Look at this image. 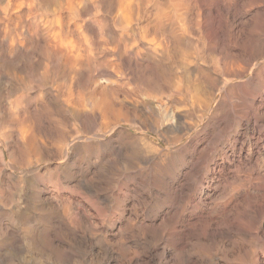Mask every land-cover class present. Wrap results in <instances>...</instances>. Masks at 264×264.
<instances>
[{"label":"rangeland","instance_id":"rangeland-1","mask_svg":"<svg viewBox=\"0 0 264 264\" xmlns=\"http://www.w3.org/2000/svg\"><path fill=\"white\" fill-rule=\"evenodd\" d=\"M35 1L21 0L22 5L19 0H0V264H177L174 220L160 223V219L177 210L180 189H171L170 179L187 160L191 164L180 185L195 198L215 186V167L223 164L228 168L223 174L232 179L216 196L221 202L237 196L234 219L238 225L229 238L228 221L217 214L226 231L210 233L204 243H192L191 263L181 258L178 263L256 264L258 259L264 264V235L256 234L264 199L256 200L244 190L246 181L264 176V155L254 158L258 164L252 161L250 166H240L230 148L237 139L236 149L244 144L246 156L255 139L264 144V0H245L242 11L248 22L235 30L231 20L216 12L223 0ZM245 5H252L251 9ZM188 7L196 11L190 9L189 14ZM154 12L158 21L171 14L156 22ZM118 18L125 20L122 27ZM208 124L215 126L214 135L193 152ZM140 193L148 198L144 204ZM214 197L212 201L218 199ZM166 205L171 210L161 212ZM203 208L201 214L212 213V207ZM156 215L158 224L151 228ZM136 219L144 220L145 225L137 224ZM120 225L125 231L122 235L117 234ZM164 232L168 237L161 239Z\"/></svg>","mask_w":264,"mask_h":264},{"label":"bare ground","instance_id":"bare-ground-1","mask_svg":"<svg viewBox=\"0 0 264 264\" xmlns=\"http://www.w3.org/2000/svg\"><path fill=\"white\" fill-rule=\"evenodd\" d=\"M18 1V0H17ZM21 0H19V2H20ZM32 1V0H31ZM35 1V0H34ZM57 1V0H56ZM62 1V0H61ZM66 1V0H65ZM71 1V0H70ZM74 1V0H73ZM120 0H118V2H119ZM124 1V0H123ZM122 1V2H123ZM145 1H147V0H145ZM154 1V0H153ZM164 1V0H163ZM173 1H176V0H173ZM179 1V0H178ZM183 2L185 1V0H182ZM198 1V0H197ZM205 1V0H204ZM212 0H210L209 1V3L211 2ZM215 1H217V0H215ZM247 1H249V0H247ZM246 1V2H247ZM261 1H263V0H260V3H262ZM36 2V1H35ZM58 2H59V0H58ZM58 2H56V4L58 3ZM107 2H108V0H107ZM110 2H112V1H110ZM115 2V1H114ZM113 2V3H114ZM118 2H115V4H119L120 5V3H118ZM121 2V1H120ZM121 2V3H122ZM144 2V1H143ZM157 2H158V0H157ZM159 2H161V1H159ZM166 2V0L164 1V3ZM167 2H169V0L167 1ZM177 2V1H176ZM180 2V1H179ZM178 2V3H179ZM190 2H192V0L190 1ZM189 2V3H190ZM199 2V1H198ZM214 1H212V3H213ZM217 2H220V0L219 1H217ZM251 2V1H250ZM249 2V3H250ZM13 3V2H12ZM16 3V2H15ZM21 3V2H20ZM28 3V2H27ZM65 3V2H64ZM68 3H69V0H68ZM101 3V2H100ZM126 3V2H125ZM130 3V2H129ZM147 3H148V1H147ZM150 3H152V2H150ZM170 3H171V1H170ZM185 3H187L186 1H185ZM193 3H195V2H193ZM197 3V2H196ZM202 3V2H201ZM207 3H208V1H207ZM211 3V4H212ZM216 3V2H215ZM244 3H245V0H223V5H222V7L220 8V9H217L216 10V12H219L220 13V16L221 17H224V18H226L227 20H231L232 22H233V29L235 30V29H237V27L239 26H241L242 24H244V21L247 19V13L245 12V11H242V8L244 7L243 5H244ZM255 3H256V1H255ZM255 3H253V4H255ZM10 4V3H9ZM22 4V3H21ZM20 4V5H21ZM103 4V3H102ZM115 4H113V8H114V5ZM124 4V3H123ZM133 4H135V2L133 3ZM137 4V3H136ZM140 4V3H139ZM160 4V3H159ZM162 4V3H161ZM174 4V3H173ZM172 4V5H173ZM177 4V3H176ZM175 4V5H176ZM210 4V5H211ZM221 4V3H220ZM246 4H248V3H246ZM257 4H258V2H257ZM16 5V4H15ZM23 5V4H22ZM27 5V4H26ZM58 5V4H57ZM66 5V4H65ZM70 5H72L71 3H70ZM111 5H112V3H110V5H108V6H110L111 7ZM131 5H132V2H131ZM151 4H149V5H147V6H150ZM164 5V4H163ZM171 5V6H172ZM184 5V4H183ZM187 5V4H186ZM192 5H196V4H192ZM202 5V7H203V5H204V8L203 9H205V7H206V4H201ZM201 5L198 3V5H197V9L199 8L198 6H200V8H202L201 7ZM213 5V4H212ZM211 5V6H212ZM215 5H217V4H215ZM249 5V4H248ZM248 5H245V6H248ZM261 5V4H260ZM9 6V5H8ZM14 6V5H13ZM60 6V5H59ZM134 5H132L131 7H133ZM139 6H141V5H139ZM144 6V5H143ZM146 6V5H145ZM146 6V7H147ZM154 6V5H153ZM161 6V5H160ZM174 6V5H173ZM178 6V5H177ZM185 6V5H184ZM188 6V5H187ZM219 6V5H218ZM250 6H252V5H250ZM250 6H248L249 8H250ZM259 6V5H258ZM262 6H264L263 4H262ZM109 7V8H110ZM129 7V6H128ZM156 7V6H155ZM178 7H181L182 9H180V10H184V8L182 7V5H179ZM189 7H191L190 5H189ZM189 7H188V9H189ZM195 8H196V6H194ZM213 7V6H212ZM215 7V6H214ZM217 7V6H216ZM255 7H257L256 6V4H255ZM99 8V7H98ZM115 8H116V5H115ZM121 8H122V6H121ZM125 8V7H124ZM133 8H136V7H133ZM139 8H141V7H139ZM149 8V7H148ZM147 8V9H148ZM167 8V7H166ZM193 8V7H192ZM249 8H247V11H248V9ZM264 8V7H263ZM261 9L262 11L264 10V9ZM10 9V8H9ZM12 9H15L14 7L12 8ZM119 9V8H118ZM128 9V8H127ZM126 9V10H127ZM132 9V8H131ZM130 9V10H131ZM164 9V8H163ZM174 9V8H173ZM185 9H187V7L185 8ZM191 9V8H190ZM190 9L188 10V13L189 14H192V13H190L189 11H190ZM208 9V8H207ZM244 9V8H243ZM251 9V8H250ZM249 9V10H250ZM256 9V8H255ZM21 10V9H20ZM97 10V9H96ZM117 10V9H116ZM121 10V9H120ZM125 10V9H124ZM130 10H129V12H130ZM133 10V9H132ZM137 10V9H136ZM144 10V9H143ZM159 10V9H158ZM176 10H178V9H176ZM191 10H195L194 8L193 9H191ZM201 10V9H200ZM199 9H198V11H200ZM12 11V10H11ZM58 11V10H57ZM134 11V10H133ZM160 11L162 12V10H161V8H160ZM170 11V10H169ZM179 11V10H178ZM196 11V10H195ZM0 12H2V11H0ZM15 12H17V10L15 11ZM19 12V11H18ZM128 12V11H127ZM176 12V11H175ZM174 12V13H175ZM192 12V11H191ZM202 12V11H201ZM250 12H251V10H250ZM255 12V11H254ZM3 13H5V12H3ZM119 13V12H118ZM133 13V12H132ZM136 13V12H135ZM153 13V12H152ZM166 13H168V12H166ZM185 13H186V11H185ZM194 13V12H193ZM207 13V12H206ZM209 13H211L210 12V10H209ZM264 13V12H263ZM2 14V13H1ZM120 14V13H119ZM148 14V13H147ZM162 14V13H161ZM160 14V15H161ZM169 14V13H168ZM168 14H166V16L164 15V13H163V15H164V18L165 17H167V15ZM171 14V13H170ZM169 14V15H170ZM176 14V13H175ZM254 14V13H253ZM6 15H7V11H6ZM81 15V14H80ZM132 15V14H131ZM146 15V14H145ZM158 15V14H157ZM182 15H184V14H182ZM186 15H187V13H186ZM196 13H195V17H196ZM212 15V14H211ZM250 15V14H249ZM255 15H256V13H255ZM49 16V15H48ZM118 16H121V15H118ZM133 16H134V14H133ZM154 16L155 17H157L156 15H155V12H154ZM173 16V15H172ZM177 16H179V14L177 15ZM177 16H176V19H178L177 18ZM204 16V15H203ZM207 16H210V15H207ZM213 16V15H212ZM252 16V15H251ZM258 16V15H257ZM257 16H255V17H257ZM184 17H188V16H184ZM189 17H190V15H189ZM191 17H192V15H191ZM190 17V18H191ZM197 17H201L200 16V14H199V16H197ZM214 17H215V14H214ZM213 17V18H214ZM221 17H220V19H221ZM254 17V16H253ZM254 17V18H255ZM47 18V17H46ZM121 18V17H120ZM120 18H118V20L120 19ZM125 18H126V16H125ZM124 18V19H125ZM131 18H133V17H131ZM135 18V17H134ZM158 18L159 17H157V21L156 22H161V21H163L164 20V18L162 19V17H161V21H158ZM168 18V17H167ZM182 18H183V16H182ZM181 18V19H182ZM211 19H212V17H210ZM218 18H219V16H218ZM250 18V17H249ZM50 19H51V17H50ZM55 19V18H54ZM122 19V18H121ZM170 19V18H169ZM169 19H167L168 21H169ZM172 19H174V18H172ZM175 19V20H176ZM188 19V18H187ZM186 19V20H187ZM193 19V18H192ZM201 19V18H200ZM202 19H203V17H202ZM217 19V18H216ZM257 19H260L259 18V16L257 17ZM256 19V20H257ZM264 19V16L262 17V20ZM7 20V19H6ZM57 20H59L58 18H57ZM57 20L55 19L54 21L55 22H57ZM127 20V19H126ZM132 20V19H131ZM134 20H136V19H134ZM171 20V19H170ZM179 20H180V17H179ZM190 20V19H189ZM189 20H187V21H189ZM198 20V19H197ZM205 20H207V18L205 19ZM209 20V19H208ZM217 20H219V19H217ZM253 20V19H252ZM255 20V23L257 22ZM42 21H43V19H42ZM53 20H51V22H52ZM123 21H125V20H121V22H120V20L118 21V22H120L121 24H120V26L121 25H123L122 24V22ZM155 21V20H154ZM182 21V20H181ZM193 21V20H192ZM194 21H196V19L194 20ZM215 21V20H214ZM226 21V20H225ZM260 21H261V19H260ZM44 22H46V21H44ZM48 22H49V20H48ZM117 22V23H118ZM134 22V21H133ZM132 22V23H133ZM136 22H137V20H136ZM167 22V21H166ZM171 22H173L172 20H171ZM176 22H177V20H176ZM183 22V21H182ZM181 22V23H182ZM184 22H186L185 20H184ZM203 22V21H202ZM212 22V21H211ZM217 22V21H216ZM219 22H221V21H219ZM246 22H248L247 20H246ZM60 23V22H59ZM58 23V24H59ZM125 23H127V22H125ZM153 23V22H152ZM199 23V22H198ZM201 23V22H200ZM200 23H199V25H200ZM208 23V22H207ZM263 23H264V21H263ZM262 23V24H263ZM85 24V23H84ZM83 24V25H84ZM149 24V23H148ZM156 24V23H155ZM154 24V25H155ZM161 23H159L158 25H160ZM163 24V23H162ZM168 24H170V22H168ZM180 24V23H179ZM218 24H222V23H218ZM225 25H226V29H228L227 28V23H224ZM229 24V23H228ZM250 24H251V22H250ZM249 24V25H250ZM41 25H43V24H41ZM50 25H52V23L50 24ZM56 25V24H55ZM60 25V24H59ZM131 25V24H130ZM136 25H137V23H136ZM154 25H152L153 26V28L155 27ZM165 25H166V23H165ZM175 25H176V23H175ZM208 25V24H207ZM209 25H210V22H209ZM213 25V24H212ZM211 25V26H212ZM224 25V26H225ZM46 26V25H45ZM45 26H44V28H45ZM48 26V25H47ZM146 26H147V24H146ZM151 26V25H150ZM168 26V25H167ZM174 26V25H173ZM177 26V25H176ZM175 26V27H176ZM197 26V25H196ZM195 26V28H197ZM214 26V25H213ZM243 26V25H242ZM257 26H258V22H257ZM261 26V25H260ZM53 27H55L54 25H53ZM56 27H58V26H56ZM69 27V26H68ZM122 27V26H121ZM161 27V26H160ZM163 27V26H162ZM169 27V26H168ZM172 27V26H171ZM174 27V28H175ZM181 27V26H180ZM183 27V26H182ZM189 27V26H188ZM217 27V26H216ZM223 27V26H222ZM229 27V26H228ZM230 27H232V26H230ZM230 27H229V29H230ZM253 27V26H252ZM49 28H51V27H49ZM60 28V27H59ZM64 28V26L62 27V30H64L63 29ZM138 28V27H137ZM136 28V29H137ZM142 28V27H141ZM148 28H150V27H148L147 26V28L146 29H148ZM159 28V27H158ZM177 28V27H176ZM175 28V29H176ZM194 27L192 28V29H195ZM260 28V30H262L261 29V27H259ZM263 29H264V27H262ZM127 29V28H126ZM132 29V28H131ZM143 29V28H142ZM142 29H140V30H142ZM144 29H145V26H144ZM161 29V28H160ZM182 29H184V28H182ZM203 29V28H202ZM201 29V30H202ZM214 29V28H213ZM217 30L219 29V28H216ZM216 29L214 30V31H216ZM239 29V28H238ZM244 29V28H243ZM66 30V29H65ZM121 30H122V28H121ZM155 30H156V27H155ZM170 30H171V28H170ZM177 30H179V29H177ZM203 30H206V29H203ZM202 30V31H203ZM211 30V29H210ZM210 30H208V31H206V33L207 32H209ZM220 30H223V29H221L220 28ZM246 30H248V29H246ZM245 30V31H246ZM259 30V31H260ZM143 31V30H142ZM145 31H147V30H145ZM149 31V30H148ZM159 31V30H158ZM174 31H176V30H174ZM183 31V30H182ZM189 31H190V29H189ZM200 31V30H199ZM229 31V30H228ZM231 31V30H230ZM242 31V30H241ZM263 31V30H262ZM53 32V31H52ZM70 32V31H69ZM141 32V31H140ZM152 32H153V29H152ZM151 32V34L152 35H155V33L157 34V31L153 34ZM172 32V31H171ZM184 33L186 32V31H183ZM191 32H193L192 30L190 31V33ZM195 32H196V30H195ZM195 32H193L192 34H194ZM198 32V31H197ZM218 32H220V31H218ZM223 32V31H222ZM232 32V31H231ZM46 33L47 32H45V35H46ZM65 33V32H64ZM142 33H144V32H142ZM141 33V34H142ZM146 33V32H145ZM145 33H144V35H145ZM159 33V32H158ZM179 33H181V31L179 32ZM203 33H205V31L203 32ZM211 33H212V31H211ZM216 33V32H215ZM224 33V32H223ZM225 33H227V32H225ZM224 33V34H225ZM236 33V32H235ZM252 33V32H251ZM256 33V32H255ZM50 34V33H49ZM150 34V33H149ZM176 34V33H175ZM175 34H173V35H175ZM183 34V33H182ZM192 34H191V36H192ZM210 34V33H209ZM212 34H214V33H212ZM231 34V33H230ZM229 33H228V35H230ZM245 34V33H244ZM257 34H259L258 33V31H257ZM51 35H52V33H51ZM64 35V34H63ZM166 35V34H165ZM169 35H170V33H169ZM172 35V34H171ZM189 35V34H188ZM200 35V34H199ZM226 35V34H225ZM243 35V34H242ZM242 35H241V38H242ZM251 35V34H250ZM155 36H157V37H160V36H158V35H155ZM168 36V35H167ZM176 36V38H177V36L178 35H175ZM184 36V35H183ZM185 36H187V35H185ZM204 36V35H203ZM206 36V35H205ZM210 36V39H212L211 38V34L209 35ZM213 36V35H212ZM230 36H233V34L232 35H230ZM238 36V35H237ZM237 36H235L234 35V37H236L237 38ZM240 36V35H239ZM252 36H253V34H252ZM259 36H260V34H259ZM52 37V36H51ZM50 37V38H51ZM141 37V36H140ZM145 37H146V35H145ZM157 37H156V39H157ZM171 37V36H170ZM169 37V38H170ZM215 37H217L216 36V34H215ZM227 37V36H226ZM263 37V36H262ZM142 38H144V37H142ZM153 38V37H152ZM155 38V37H154ZM164 37H162L161 39H163ZM181 38V37H180ZM179 38V39H180ZM192 38V37H191ZM190 38V39H191ZM198 38V37H197ZM200 36H199V41H200ZM208 38V37H207ZM228 38V37H227ZM240 38V40H242ZM253 38V37H252ZM45 39H46V37H45ZM148 38H146L145 39V41L147 40ZM149 39H150V37H149ZM148 39V40H149ZM182 39V38H181ZM194 39V38H193ZM209 39V38H208ZM207 39V40H208ZM210 39H209V42H210ZM213 39H214V37H213ZM215 39H217V38H215ZM228 39H230V38H228ZM52 40V39H51ZM158 40V39H157ZM156 40V41H157ZM165 40V39H164ZM163 40V41H164ZM177 40V39H176ZM184 40H185V38H184ZM189 40V39H188ZM205 40H206V38H205ZM231 40V39H230ZM239 40V41H240ZM247 40V39H246ZM54 41H56V39L54 40ZM60 41V40H59ZM140 41H142V40H140ZM154 41H155V39H154ZM154 41H152V43L154 42ZM155 41V42H156ZM167 41H169V40H167ZM167 41H166V43H167ZM174 41V40H173ZM180 41V40H179ZM215 41V40H214ZM225 41H226V39H225ZM235 41V40H234ZM233 41V42H234ZM237 41V40H236ZM250 41V40H249ZM249 41H248V44H249ZM50 42V41H49ZM158 42V41H157ZM162 42V41H161ZM161 42H160V45H161ZM165 42V41H164ZM170 42V41H169ZM195 42H196V40H195ZM194 42V43H195ZM213 42V41H212ZM216 42H218L217 40L215 41V44H216ZM228 42V41H227ZM227 42H224V43H227ZM238 42V41H237ZM47 43H48V40H47ZM140 43H143V42H140ZM176 43V42H175ZM184 43V42H183ZM199 43V42H198ZM202 43L204 44V42L202 41ZM211 43V42H210ZM240 43V42H239ZM260 43V42H259ZM263 43V42H262ZM54 44V43H53ZM156 44V43H155ZM172 44V43H171ZM178 44V43H177ZM181 44V43H180ZM192 44V43H191ZM190 44V45H191ZM202 44V45H203ZM219 44V43H218ZM235 44H237V43H235ZM247 43H245L244 45H246ZM50 45V47H51V44H49ZM48 45V46H49ZM151 45V44H150ZM157 45H158V43H157ZM173 45V44H172ZM228 45V44H227ZM229 45H230V42H229ZM228 45V46H229ZM233 45H234V43H233ZM233 45H231L233 48H234V46ZM263 46H264V44H262ZM54 46V45H53ZM52 46V47H53ZM146 46V45H145ZM180 46V45H179ZM194 47L196 46L195 44L193 45ZM199 46H200V44H199ZM230 46V47H231ZM236 46V45H235ZM240 46V45H239ZM238 46V47H239ZM249 46H250V44H249ZM248 46V47H249ZM161 47H162V45H161ZM161 47L159 48V49H161ZM182 47H184V46H182ZM181 47V48H182ZM237 46H236V48H238ZM257 47V46H256ZM49 48V47H48ZM196 48H198L197 46H196ZM194 49V48H192L191 47V49H194V50H196L197 51V49ZM227 48V47H226ZM245 48V47H244ZM244 48H242L243 50H245ZM53 49H54V47H53ZM165 49H167V48H165ZM175 49V48H174ZM183 49H185V47L183 48ZM203 49H204V47H203ZM251 49H252V47H251ZM255 49H257V48H255ZM55 50V49H54ZM131 50V49H130ZM147 50V49H146ZM158 50V49H157ZM164 50V49H163ZM169 51H170V49H168ZM168 50L167 51H164L165 53L166 52H168ZM178 50H181L179 47H178ZM177 50V51H178ZM198 50H199V48H198ZM231 50V49H230ZM63 51V50H62ZM132 51V50H131ZM141 51V50H140ZM152 51V50H151ZM160 51V50H159ZM176 51V52H177ZM200 51V50H199ZM202 51V50H201ZM204 51V50H203ZM202 51V52H203ZM228 51H229V48H228ZM249 51V50H248ZM252 51V50H251ZM255 51V50H254ZM153 52V51H152ZM164 52H163V54H164ZM182 51H180V53H181ZM186 52V51H185ZM198 52V51H197ZM130 53V52H129ZM140 53V52H139ZM154 53V52H153ZM160 53V52H159ZM162 53V52H161ZM183 53H184V50H183ZM236 53V52H235ZM234 53V54H235ZM136 54H137V52H136ZM147 54V53H146ZM169 54H172V53H170L169 52ZM184 54H186V53H184ZM199 54V53H198ZM200 54H201V52H200ZM199 54V55H200ZM226 54V53H225ZM224 54V55H225ZM231 54V53H230ZM233 54V53H232ZM234 54H233V56H234ZM168 55V54H167ZM202 55H203V53H202ZM245 55V54H244ZM247 56L249 55V54H246ZM152 55L150 54V57H151ZM158 56V55H157ZM164 56V55H163ZM170 56V55H169ZM169 56H168V58H169ZM184 56H186V55H184ZM142 57V56H141ZM159 57V56H158ZM161 57V56H160ZM202 57V56H201ZM228 57H230V56H228ZM250 57V56H249ZM85 58H87V57H85ZM137 58V57H136ZM173 58V57H172ZM187 58V57H186ZM188 58H189V55H188ZM230 58H232V57H230ZM163 59V58H162ZM171 59V58H170ZM229 59V58H228ZM236 59H237V57H236ZM247 59H248V57H247ZM86 60V59H85ZM88 60H90V59H88ZM151 60V59H150ZM155 60V59H154ZM153 60V61H154ZM225 60H227V58L225 59ZM232 60V59H231ZM147 61V60H146ZM157 61H159V60H157ZM221 61H223V58H222V60ZM230 61V60H229ZM246 61H248V60H246ZM90 63H91V61H89ZM217 62V61H216ZM226 62H228V61H226ZM93 63V62H92ZM130 63V62H129ZM154 63V62H153ZM157 63H159V62H157ZM238 63H240V62H237V64ZM247 63V62H246ZM250 63H251V61H250ZM253 63V62H252ZM136 64H138V63H136ZM156 64V63H155ZM197 65H198V63H196ZM216 64V63H215ZM229 65H231L232 64V62H231V64L230 63H228ZM234 64V63H233ZM233 64H232V67H233ZM143 65V64H142ZM201 65V64H200ZM225 65V64H224ZM240 65H241V63H240ZM88 66V65H87ZM146 66V65H145ZM199 66V65H198ZM237 66V65H236ZM242 66V65H241ZM247 66V65H246ZM249 66V65H248ZM216 67V66H215ZM225 67V66H224ZM227 67V66H226ZM235 67V66H234ZM233 67V68H234ZM148 68H149V66H148ZM148 68H147V70H148ZM157 68V67H156ZM236 68V67H235ZM239 68H240V66H239ZM142 69H144V68H142ZM218 69V68H217ZM146 70V71H147ZM157 70V69H156ZM145 71V70H144ZM218 71H220V70H218ZM227 72H229V71H227ZM227 72H226V75H227ZM231 72V71H230ZM250 72V71H249ZM249 72H247V73H249ZM239 73V72H238ZM241 73V72H240ZM240 73H239V76H241L240 75ZM243 73H245V72H243ZM251 73H252V71H251ZM146 74V73H145ZM224 74V73H223ZM230 74V73H229ZM232 74V73H231ZM253 74H255V73H253ZM222 75V74H221ZM236 75H238V74H236ZM243 75V74H242ZM149 75L147 74V77H148ZM230 76V75H229ZM232 76H233V74H232ZM250 76V75H249ZM228 77V76H227ZM239 78V77H238ZM252 78V77H251ZM241 79V78H240ZM242 80V79H241ZM250 80V79H249ZM247 82V81H246ZM239 83V82H238ZM249 83V82H248ZM241 85V84H240ZM251 85V84H250ZM228 86V85H227ZM230 86V85H229ZM229 89V88H228ZM227 90V89H226ZM228 92V95H229V91H226V93ZM224 93V92H223ZM213 96V95H212ZM200 99V98H199ZM212 99V98H211ZM201 100H203L202 98L200 99V103H201ZM253 100V99H252ZM256 100V99H255ZM230 101V100H229ZM196 104L198 103V102H196V101H194ZM204 102V101H203ZM194 103V104H195ZM200 103H198V104H200ZM251 104H253V103H251ZM201 105H202V103H201ZM200 105V106H201ZM199 106V105H198ZM203 106V105H202ZM258 106H260V104L258 105ZM258 106H256V107H258ZM263 107V106H262ZM255 108V107H254ZM256 109V108H255ZM260 109V108H259ZM250 110V109H249ZM248 110V111H249ZM264 110V109H263ZM99 111V110H98ZM248 111H247V113H248ZM253 112V111H252ZM114 113V112H113ZM243 113V112H242ZM263 113V112H262ZM250 115V114H249ZM253 115H254V113H253ZM256 115V114H255ZM260 115V114H259ZM264 115V114H263ZM109 116V115H108ZM264 117V116H263ZM262 117V118H263ZM247 118V120H248V117H246ZM258 118V117H257ZM254 119V118H253ZM249 121H250V119H249ZM241 123V122H240ZM246 124V123H245ZM237 125V124H236ZM255 125V124H254ZM208 126H209V124H208ZM255 126H257V125H255ZM254 126V127H255ZM246 127H247V125H246ZM220 129V128H219ZM255 129V128H254ZM230 130H231V128H230ZM233 130H235V129H233ZM237 130H238V128H237ZM247 130V129H246ZM262 130V129H261ZM260 130V131H261ZM220 131V130H219ZM221 132V131H220ZM225 131L223 130V133H224ZM235 132H237V131H235ZM217 133V132H216ZM256 133V132H255ZM108 134V133H107ZM228 134H230V133H228ZM242 134H243V132H242ZM99 135V134H98ZM101 135V134H100ZM112 135V134H111ZM219 135H222V133L221 134H218V136L217 137H219ZM224 135V134H223ZM235 135V134H234ZM239 135V134H238ZM264 135V134H263ZM103 136V135H102ZM258 136V135H257ZM256 136V137H257ZM262 136V135H261ZM260 136V137H261ZM91 137H94V136H91ZM216 137V136H215ZM226 137V136H225ZM237 137V136H236ZM251 137V136H250ZM253 137H254V134H253ZM255 137V138H256ZM263 137V136H262ZM261 137V138H262ZM78 138V137H77ZM87 138V137H86ZM96 138V137H95ZM98 138V137H97ZM97 138L95 139V140H97ZM103 138V137H102ZM104 138H105V136H104ZM223 138V137H222ZM234 138V137H233ZM246 138V137H245ZM258 138V137H257ZM76 139V138H75ZM75 139H74V141H75ZM85 139V138H84ZM89 139V138H88ZM259 139V138H258ZM78 140V139H77ZM99 140H101V139H99ZM140 140V139H139ZM227 140V139H226ZM231 140V139H230ZM242 140V139H241ZM250 140V139H249ZM80 141V140H79ZM102 141V140H101ZM224 141V140H223ZM263 141H264V139H263ZM229 142V141H228ZM233 142V141H232ZM239 141L236 139V141L234 140V143L231 145V149H232V153H233V157L235 156V159L238 161V163H239V165L240 166H244V165H249L250 163H252V161L253 162H255V163H257L256 161H254V158H257V156H260V155H264V144H262V143H260V141L259 142H257L256 141V139H255V141L253 142V144H251V145H249L248 146V154L247 153H245V154H247L246 156L245 155H243V152L244 151H246L245 150V145L244 144H241V143H239V144H241V146L240 147H238L239 149H236L237 147H236V145H237V143H238ZM245 142V141H244ZM243 141H242V143H244ZM74 143V142H73ZM77 143V142H76ZM141 143V142H140ZM139 143V144H140ZM149 143V142H148ZM220 143V142H219ZM143 144H144V142H143ZM222 144V143H221ZM142 145H140V147H141ZM217 145H215V147H216ZM68 147H71V146H69L68 145ZM147 147H148V145H147ZM149 147H152L151 145L149 146ZM153 147H156V146H153ZM214 147V148H215ZM225 147V146H224ZM143 148V147H142ZM146 148V147H145ZM155 149V148H154ZM156 149H158V148H156ZM177 149H179V148H177ZM73 150V149H72ZM147 150V152H149V153H151V151L149 150V149H146ZM226 150V149H225ZM37 151V150H36ZM71 151V150H70ZM142 151V150H141ZM145 151V150H144ZM154 151H156V150H154ZM153 151V152H154ZM159 151V150H158ZM224 152V151H223ZM155 153V152H154ZM153 153V154H154ZM159 153H161L160 151H159ZM159 153H158V155H159ZM230 153V152H229ZM65 154H67L66 152H65ZM145 154H146V152H145ZM69 155V154H68ZM155 155V154H154ZM162 155V154H161ZM145 156H147V155H145ZM149 156V155H148ZM66 157V156H65ZM228 157V156H227ZM70 158V157H69ZM160 158V157H159ZM264 158V157H263ZM151 159V158H150ZM232 159V158H231ZM253 159V160H252ZM219 161V160H218ZM232 161V160H231ZM258 161V160H257ZM260 161V160H259ZM143 162V161H142ZM233 162V161H232ZM261 162V161H260ZM263 162V161H262ZM254 163V164H255ZM219 164V163H218ZM231 164V163H230ZM258 164V163H257ZM251 165V164H250ZM249 165V166H250ZM261 165V164H260ZM160 166H162V165H160ZM262 166H263V164H262ZM261 166V167H262ZM156 167H158V166H156ZM164 167H166V166H164ZM235 167H236V165H235ZM162 168V167H161ZM212 168V167H211ZM153 169V168H152ZM163 169V168H162ZM226 169H228V168H225L224 166H223V164H221V166H219L218 165V168H214L213 169V178L212 179H214L213 181H214V183H215V186L214 187H212V188H208L209 190H208V192H206V194H204V195H201L199 198H195L196 196H194L193 194V196L191 195V192H184V185H179V191H177L178 193H179V196H178V201H179V204H178V206H177V210H176V212L174 213V214H172V212H169V213H166L165 215H164V217L162 218V219H160V223H165L166 222V220H167V218H172V220H174V225H173V229H172V231H173V237L176 239V244H175V246L177 247L176 248V250H175V256H176V258H174V259H176V262H177V264H179L178 262H179V258H181L182 259V261L184 262V263H188V262H190L191 260H192V257H193V255L192 254H190V250L191 249H189L190 248V246L192 247L193 246V244L192 243H195V244H199V243H204V242H206V241H209V236H210V233L211 234H216V233H218V234H220V231L221 230H225V228H223L224 227V225H225V223H224V225H223V223H222V221H220V220H218V219H220L221 218V216H220V218H216V215L217 214H222L224 217H225V219L228 221V228L229 229H227L228 230V236H229V238H232L233 237V235H235V232H237V231H235L236 230V226L238 225H236V220H238V219H234L236 216H235V208L237 207V202H238V198H237V196L236 195H234V196H232V197H230V198H227V200H226V198H225V202H221V199H219V197H217L218 196V191L220 190V188L223 186V184L224 183H226V182H229L231 179H232V177H231V179L229 180V175L227 174V176H226V173L225 174H223L224 173V171L226 170ZM238 169H240V168H238ZM242 169H243V167H242ZM262 169H263V167H262ZM155 170V169H154ZM165 170V169H164ZM166 170H167V168H166ZM235 170V169H234ZM255 170H257V169H255ZM254 170V171H255ZM260 170V169H259ZM159 171H160V169H159ZM168 171V170H167ZM242 171V170H241ZM245 171V170H244ZM252 171V170H251ZM253 171V172H254ZM200 172V171H199ZM232 172H233V170H232ZM236 172H238L237 170H236ZM243 172V171H242ZM253 172H251V174L253 173ZM259 172V171H258ZM260 172H262L261 170H260ZM151 173V172H150ZM161 173V172H160ZM160 173H158L159 175H160ZM194 173V172H193ZM228 173H229V171H228ZM239 173H241L240 171H239ZM239 173H237L238 174V176H239ZM249 173V172H248ZM255 173V172H254ZM154 174V173H153ZM155 174H157V172L155 173ZM162 174V173H161ZM167 174V173H166ZM166 174H163L164 176L166 175ZM232 175H233V173H231ZM250 174V173H249ZM143 175V174H142ZM158 175V176H159ZM185 175V174H184ZM196 175V174H195ZM231 175V176H232ZM261 175V174H260ZM168 176H169V174H168ZM187 176V175H186ZM189 176V175H188ZM235 176V175H234ZM255 176H256V174H255ZM154 177V176H153ZM169 177H171V176H169ZM258 177V176H257ZM152 178V177H151ZM160 178V177H159ZM165 178H167V177H165ZM237 178V177H236ZM247 178H249L250 179V177H247ZM145 179H146V177H145ZM239 179H240V177H239ZM142 180H143V178H142ZM151 180V179H150ZM153 180V179H152ZM229 180V181H228ZM235 179H233V181H234ZM149 181V180H148ZM163 181V180H162ZM167 181H168V179H167ZM166 181V182H167ZM195 181V180H194ZM232 181V182H233ZM239 181V180H238ZM165 182V181H164ZM169 183V182H168ZM211 183V182H210ZM236 183V180L233 182V184H235ZM191 184V183H190ZM228 184H230V183H228ZM187 185H188V183H187ZM232 185V184H231ZM238 185H239V183H238ZM192 186V185H191ZM193 186H194V184H193ZM197 186V185H196ZM226 186V185H225ZM234 186V185H233ZM240 186V185H239ZM236 187V186H235ZM241 187H242V184H241ZM226 188H228V186H226V187H224V190H223V192L225 191V189ZM231 188H233V187H231ZM186 189V188H185ZM202 189V188H201ZM223 189V188H222ZM237 189H238V187H237ZM176 190V189H175ZM195 190V189H194ZM230 190H232V189H230ZM230 190H229V192H227V193H230ZM234 190V189H233ZM238 190H240V189H238ZM244 190H245V192L246 193H249V194H251L252 196H253V198L254 199H264V176H262V177H258V178H253V179H251V180H248V181H246L245 183H244ZM243 190V191H244ZM147 191H150V189L149 190H147ZM174 191V190H173ZM152 192V191H151ZM198 192V191H197ZM201 192V191H200ZM223 192H221V193H223ZM232 192V191H231ZM234 192V191H233ZM237 192V191H236ZM221 193H219V194H221ZM235 193V192H234ZM239 193V192H238ZM244 193V192H243ZM141 195H139V197H140V199H141V204H144V203H142L143 202V200H148V198L146 197V193H140ZM198 194V193H197ZM200 194V193H199ZM216 194H217V196H216ZM241 194V196L242 195H244V194H242V193H240ZM248 194V195H249ZM223 195H225V192L223 193ZM233 195V194H232ZM125 196V195H124ZM137 196V195H136ZM217 197L218 199H215L214 201H212L213 199V197ZM220 196V195H219ZM221 196H222V194H221ZM231 196V195H230ZM250 196V195H249ZM122 197V196H121ZM202 197H204V199L202 198ZM214 197V198H215ZM228 197V196H227ZM245 197V196H244ZM243 198V197H242ZM242 198H240V199H242ZM246 198V197H245ZM129 199V198H128ZM252 199V198H251ZM223 200H224V198H223ZM126 200H124V202H125ZM121 202H123V201H121ZM136 202H138V201H136ZM140 202V201H139ZM139 202H138V205H139ZM254 202H256V201H254ZM260 202H263L264 203V200L263 201H260ZM145 203H147V202H145ZM258 203H259V201H258ZM122 204H124V203H122ZM229 204H231V206L229 205ZM233 204V205H232ZM252 204H254V203H252ZM208 206L209 208H213V209H211L212 211V213H210V214H208L207 216H205V215H203V214H201L199 211L204 207V206ZM258 205V204H257ZM262 205V207H263V204H261ZM239 206V205H238ZM256 207H258V206H256L255 205V208ZM261 207V208H262ZM209 208H208V210H209ZM239 208V207H238ZM259 208V207H258ZM203 210H204V208H203ZM264 211V210H263ZM121 212H122V210H121ZM204 213V212H203ZM238 213V212H237ZM123 214H124V212H123ZM205 214V213H204ZM239 214V213H238ZM87 216H88V214H87ZM86 216V217H87ZM84 217V216H83ZM139 217V216H138ZM218 217V216H217ZM238 217V216H237ZM260 217V216H259ZM159 218V216L158 215H156L155 217L153 216V221H152V225H150L149 227H154L155 225H157L158 223H157V219ZM137 220V224H140L141 226H144L145 225V221L143 220V221H139L138 219H136ZM223 220V219H222ZM238 223V222H237ZM115 224V223H114ZM223 226V227H222ZM113 227V226H112ZM147 227V226H146ZM238 228V227H237ZM113 229H111V231H112ZM223 230V231H224ZM123 231H124V227L123 226H119L118 227V229H117V234L119 235H122V233H123ZM226 231V230H225ZM116 232V231H115ZM125 232V231H124ZM116 234V233H115ZM256 234L257 235H260V234H263L264 235V212H263V215H262V217H261V219H260V222H259V224H258V227L256 228ZM115 236H117V235H115ZM122 237V236H121ZM162 238L161 239H166V237H168L167 236V233H163V235L161 236ZM214 237H215V235H214ZM140 238V237H139ZM210 238H211V236H210ZM212 239H213V237H212ZM215 240V239H214ZM218 240H219V238H218ZM217 240V241H218ZM211 242V241H210ZM214 242V241H213ZM155 251V250H154ZM264 252V251H263ZM165 253V252H164ZM259 253V252H258ZM254 257H256L257 258V256H258V254H257V252L255 251L254 253ZM253 254H251L252 256H253ZM252 258V257H251ZM247 259V258H246ZM253 259H255V258H253ZM181 262V261H180ZM191 263V262H190ZM261 263V262H260ZM256 264H259V262H258V259H257V261H256Z\"/></svg>","mask_w":264,"mask_h":264},{"label":"clouds","instance_id":"clouds-1","mask_svg":"<svg viewBox=\"0 0 264 264\" xmlns=\"http://www.w3.org/2000/svg\"><path fill=\"white\" fill-rule=\"evenodd\" d=\"M214 133H215V126H209L208 128H206L199 142L192 151L195 152L198 148H200L212 135H214ZM190 164H191V160H187L177 166L176 171L174 172L172 178L170 179L171 189H175L181 184L184 178L185 171L190 166ZM170 210L171 207L168 205L160 209L161 212L170 211Z\"/></svg>","mask_w":264,"mask_h":264},{"label":"snow or ice","instance_id":"snow-or-ice-1","mask_svg":"<svg viewBox=\"0 0 264 264\" xmlns=\"http://www.w3.org/2000/svg\"><path fill=\"white\" fill-rule=\"evenodd\" d=\"M217 142H219V138H218ZM214 146H215V145H213V147H214Z\"/></svg>","mask_w":264,"mask_h":264}]
</instances>
